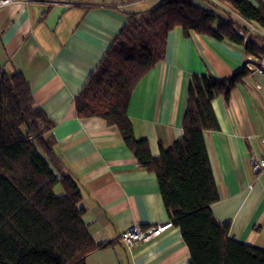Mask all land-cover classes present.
I'll use <instances>...</instances> for the list:
<instances>
[{"label": "crops", "instance_id": "1", "mask_svg": "<svg viewBox=\"0 0 264 264\" xmlns=\"http://www.w3.org/2000/svg\"><path fill=\"white\" fill-rule=\"evenodd\" d=\"M161 0H17L0 5V64L21 71L36 105L55 121L57 176L79 185L82 218L96 243L111 244L84 257V264H188L180 230L171 225L131 247L120 233L132 224L145 228L169 220L154 172L138 167L115 125L99 116L78 117L74 97L127 21ZM201 8L226 19L204 0ZM214 1V0H213ZM256 4L255 0H250ZM264 2V0H263ZM250 38L264 50V27L246 23ZM260 57L244 44L190 32L180 26L168 33L162 59L135 84L127 115L137 138H146L151 154L182 136L181 120L192 74L227 78L247 72L227 100H211L219 129L204 140L219 198L212 214L228 222L229 235L264 249V169L257 165L263 148L264 75L254 68ZM58 192H57V191ZM56 193L63 188L56 185Z\"/></svg>", "mask_w": 264, "mask_h": 264}, {"label": "trees", "instance_id": "2", "mask_svg": "<svg viewBox=\"0 0 264 264\" xmlns=\"http://www.w3.org/2000/svg\"><path fill=\"white\" fill-rule=\"evenodd\" d=\"M222 10L226 19L193 0H161L144 12L127 14V21L74 97L78 117L99 116L115 125L138 167L154 172L171 225L179 228L189 252L188 264H264V249L229 235L228 222L212 214L219 195L210 167L205 130L219 124L211 100L228 99L247 72L227 78L192 74L181 120L182 136L151 154L146 138H137L127 115L130 94L142 76L162 59L169 31L202 33L244 44L246 54L264 50L250 38L246 23L264 27V2L204 0ZM264 40V36L255 35ZM55 121L36 105L29 83L19 70L0 64V264H84L89 252L110 242L96 243L79 205L78 183L53 167ZM63 191L56 193V185Z\"/></svg>", "mask_w": 264, "mask_h": 264}, {"label": "built area", "instance_id": "3", "mask_svg": "<svg viewBox=\"0 0 264 264\" xmlns=\"http://www.w3.org/2000/svg\"><path fill=\"white\" fill-rule=\"evenodd\" d=\"M16 1L17 0H0V5L11 4ZM254 70L258 74L264 75V57L259 60ZM260 142L263 148V153L256 162L260 169H264V134L261 136ZM169 226H171L170 220L145 228L140 227L138 224H132L120 233L119 238L128 247H131L138 241H148L149 239L161 234V232H163Z\"/></svg>", "mask_w": 264, "mask_h": 264}, {"label": "rangeland", "instance_id": "4", "mask_svg": "<svg viewBox=\"0 0 264 264\" xmlns=\"http://www.w3.org/2000/svg\"><path fill=\"white\" fill-rule=\"evenodd\" d=\"M57 191V190H56ZM58 192V191H57Z\"/></svg>", "mask_w": 264, "mask_h": 264}]
</instances>
